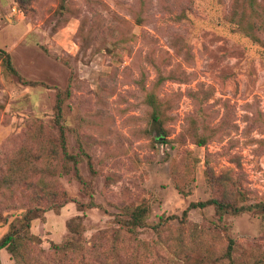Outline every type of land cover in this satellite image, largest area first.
I'll return each instance as SVG.
<instances>
[{"label": "rangeland", "instance_id": "obj_1", "mask_svg": "<svg viewBox=\"0 0 264 264\" xmlns=\"http://www.w3.org/2000/svg\"><path fill=\"white\" fill-rule=\"evenodd\" d=\"M1 50L0 240L41 216L1 264H264V0H0ZM213 198L245 210L149 227Z\"/></svg>", "mask_w": 264, "mask_h": 264}, {"label": "trees", "instance_id": "obj_2", "mask_svg": "<svg viewBox=\"0 0 264 264\" xmlns=\"http://www.w3.org/2000/svg\"><path fill=\"white\" fill-rule=\"evenodd\" d=\"M2 51V52H1ZM0 53L2 54L4 66L9 73L16 75L19 79H22L20 74L15 69L10 54L1 50ZM68 93H70L68 91ZM63 103L64 99L61 93L58 94L57 103H56V124L59 127L60 138H61V147L63 150V156L66 158L67 161L72 160L75 163L78 162L74 156H72L68 149H67V138H66V131L65 126L63 124ZM148 104L152 107L151 111V120L154 123H158L161 126V116L160 110L162 107V101L158 99L154 94H149L148 96ZM162 127V126H161ZM161 139V137H160ZM204 141H199V145H204ZM76 178L81 180V176L77 170V166L75 168ZM214 186V183L212 182ZM176 187L179 191H183L180 185L177 183ZM54 197H57V194H53ZM64 202H56L57 199L52 201V204L49 209L53 208H61L64 204L68 201L76 202L75 200H70L67 193L64 192ZM93 207L94 202L91 204ZM213 206L216 211V215L221 220L225 214H238L241 211L245 210V208H239L237 204L231 202L228 198L223 200H219L218 198H213L211 200L201 201V202H192L188 205V207L182 212L181 215L173 214V215H162L159 218V222L155 225L149 226L147 224V219L149 217L150 210L146 206H137L132 210H129L127 218L124 220H120L121 226L124 230H126L131 236L134 237L135 240H138V229H144L146 227L152 228V230L158 234V237L162 236L165 228L171 227L172 222L176 221L181 226H186L189 223V213L194 209H205L207 207ZM262 210L264 211V204L261 206ZM41 216L36 214L34 210H29L27 213L22 217L21 223L22 227H18L15 224H12L10 231L0 240V251L6 249L9 251L16 259H19V247H22L23 242L33 241L34 237L30 235V230L32 227V221L34 219L40 218ZM31 236V237H29ZM21 243V246H20ZM56 249H61L60 246H55ZM1 264V262H0Z\"/></svg>", "mask_w": 264, "mask_h": 264}]
</instances>
